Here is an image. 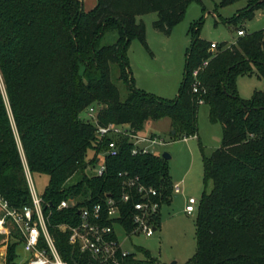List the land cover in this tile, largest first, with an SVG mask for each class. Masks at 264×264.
I'll return each instance as SVG.
<instances>
[{
    "label": "trees",
    "instance_id": "16d2710c",
    "mask_svg": "<svg viewBox=\"0 0 264 264\" xmlns=\"http://www.w3.org/2000/svg\"><path fill=\"white\" fill-rule=\"evenodd\" d=\"M195 1L203 0H97L85 11L84 0H0V195L10 207L23 209L33 204L28 170L31 176L49 175L42 194L48 230L60 255L71 264H86L91 257L70 244V230L60 225L76 226L81 222L79 211L97 203L105 213L108 194L120 201L126 190L122 173L154 186L161 206L172 200L175 186L163 154L135 155L129 136L101 138L96 123L82 114L96 106L101 125L127 124L135 132L151 119L169 117L176 131L172 138L177 140L199 137L203 103L210 107L211 122L222 124L223 138L203 158L205 189L195 220L198 247L185 264H264V89L244 99L237 86L240 76L264 78V28L239 36L228 47L218 43L211 51L213 41L200 37L203 18L193 24L176 98L138 88L131 74L132 41L138 39L149 49L147 28L138 17L157 12L153 26L170 34ZM238 1L222 0L221 5ZM263 6L264 0H247L232 20L252 19ZM112 31L117 40L103 43ZM207 59L195 92L193 71ZM116 81L124 83L125 95ZM112 139L119 154L105 156L107 169L99 176L90 167L96 166ZM77 174L75 183L67 184ZM131 192L132 200L120 203L117 219L128 232L134 231L132 212L141 200L140 193ZM70 198L77 201L58 208ZM160 224L159 210L157 227ZM14 228L5 264H25L17 260L23 236ZM40 245L45 246L44 237ZM139 250L144 257L131 252L124 264H167Z\"/></svg>",
    "mask_w": 264,
    "mask_h": 264
},
{
    "label": "rangeland",
    "instance_id": "374dc122",
    "mask_svg": "<svg viewBox=\"0 0 264 264\" xmlns=\"http://www.w3.org/2000/svg\"><path fill=\"white\" fill-rule=\"evenodd\" d=\"M221 1L203 0L202 3L197 1L190 3L184 17L170 34L161 33L153 26L154 20L158 18L157 12L139 16L138 20H142L147 28L146 40L149 49L138 39L132 41L128 58L134 84L161 98H176L185 76L186 53L192 44L191 28L202 18L200 37L210 42L215 41L224 47L237 41L238 30L241 28H244L247 33L264 28V6L256 11L252 19L243 18L234 21L232 19L246 6L247 0L225 6L221 5ZM96 5L97 0H84L85 11L93 9ZM116 40L117 33L112 31L104 37L103 43H114ZM117 84L122 89V95H125L127 89L124 83L119 81ZM237 86L239 95L244 99L249 98L255 90L264 89V78L256 74L240 76ZM209 111L208 104L200 105L198 111L199 137L174 140L171 135L172 120L169 117L151 119L142 130L144 134L154 133L164 139L165 143L155 146L154 151L159 154H171L168 165L172 181L181 185V191L173 192L172 200L162 204L161 224L157 227L158 230L154 236H147L141 232L127 235L125 230L116 227L123 246L136 253L137 258L144 257L143 252L139 250V247H142L148 250L157 261L167 264L174 262L185 264L197 251L195 224L197 213H187L185 207L190 197H195L200 202L205 189L204 155H211L221 145L223 138L222 124L212 123ZM82 116L87 118V113L84 112ZM88 153L89 157L93 155L92 150ZM79 176V174L75 175L67 184L75 183ZM31 178L37 193L42 196L48 186L49 175L34 174ZM8 229L9 235L0 233V262L4 264L8 250L7 243L15 228L9 225ZM17 249L20 253L17 260L21 262L26 259L27 253L22 245Z\"/></svg>",
    "mask_w": 264,
    "mask_h": 264
},
{
    "label": "built area",
    "instance_id": "2783aa9c",
    "mask_svg": "<svg viewBox=\"0 0 264 264\" xmlns=\"http://www.w3.org/2000/svg\"><path fill=\"white\" fill-rule=\"evenodd\" d=\"M246 30H238V35L243 36ZM218 43L213 41L210 50H216ZM210 59L205 60L200 67L194 70V77L197 80L194 84L195 92L199 91L198 76L200 69L209 64ZM97 107L91 106L87 112V118L94 121L97 125V135L101 138L105 136L125 135L129 136L133 143L132 152L137 153H157L154 151L155 146L165 143L157 134H144L142 131H134L130 125L109 123L101 125L97 121ZM118 145L116 140H109L105 153L102 154L95 167H90L97 175L102 176L106 172V164L104 158L106 155H118ZM159 154V153H157ZM29 171V170H28ZM30 175V176H29ZM29 176V184L31 186L32 205H28L23 209L10 207L0 195V233L10 234L9 225L16 227L23 236L22 246L27 253L26 259L22 260L25 264H71L63 259L56 247L54 237L48 230L49 216L44 211V203L35 186L33 185L31 174ZM123 183H125V192L121 196V200L113 198L111 195L106 196V212L103 213L104 206L102 203L94 204L91 207H83L79 212L81 222L76 226L61 224L62 229H69L71 232L69 242L73 246L80 248L82 253L91 257V262L86 264H124V258L131 251L123 246L118 230L116 227L125 230L127 235L137 234L139 232L147 236H154L156 233V215L161 208V202L156 198L157 189L148 186L140 181L139 176L131 177L127 172L122 173ZM135 189L140 193L141 200L134 204L132 212L134 231L128 232L125 227L117 220L120 215V203L130 202L132 200L131 190ZM181 185L175 184L174 192L179 193ZM77 200L74 198L63 199L58 206L59 209L68 208ZM199 204L197 198L190 197L185 207L187 213H193L197 210ZM109 218L111 223H105ZM44 237L45 246H41V238Z\"/></svg>",
    "mask_w": 264,
    "mask_h": 264
},
{
    "label": "water",
    "instance_id": "95a60500",
    "mask_svg": "<svg viewBox=\"0 0 264 264\" xmlns=\"http://www.w3.org/2000/svg\"><path fill=\"white\" fill-rule=\"evenodd\" d=\"M176 131L173 129L172 130V134H174ZM163 158L164 159H166V160H168L169 158H171V154H169V153H164L163 154ZM0 264H4L3 262H1ZM172 264H177V262H174V263H172Z\"/></svg>",
    "mask_w": 264,
    "mask_h": 264
},
{
    "label": "crops",
    "instance_id": "0c3cea01",
    "mask_svg": "<svg viewBox=\"0 0 264 264\" xmlns=\"http://www.w3.org/2000/svg\"><path fill=\"white\" fill-rule=\"evenodd\" d=\"M186 139V138H185ZM1 263V262H0Z\"/></svg>",
    "mask_w": 264,
    "mask_h": 264
}]
</instances>
